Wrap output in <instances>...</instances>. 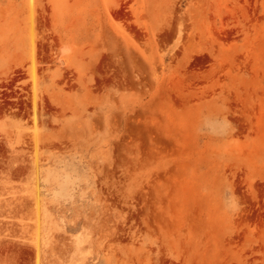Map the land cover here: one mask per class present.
Returning a JSON list of instances; mask_svg holds the SVG:
<instances>
[{
  "label": "rangeland",
  "instance_id": "obj_1",
  "mask_svg": "<svg viewBox=\"0 0 264 264\" xmlns=\"http://www.w3.org/2000/svg\"><path fill=\"white\" fill-rule=\"evenodd\" d=\"M0 264H264V0H0Z\"/></svg>",
  "mask_w": 264,
  "mask_h": 264
}]
</instances>
